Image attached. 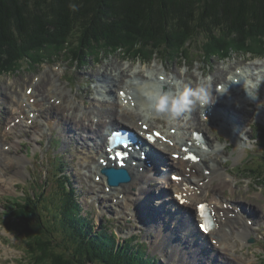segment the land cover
<instances>
[{"label":"bare ground","instance_id":"bare-ground-1","mask_svg":"<svg viewBox=\"0 0 264 264\" xmlns=\"http://www.w3.org/2000/svg\"><path fill=\"white\" fill-rule=\"evenodd\" d=\"M249 60L252 61L254 59ZM233 66L234 64L230 66V69H233L234 72L230 70L227 73V77L230 75L229 78H226L227 81L218 83L212 89L209 85L210 82L213 84L216 78L222 76L226 70L225 67H219L216 74L209 80L204 78V76L210 70H204L203 65L199 67V69H203L201 77L189 67L185 74L186 80L184 79L181 82L177 78L167 75L166 71H157L156 74L151 73L149 76L146 74L147 77L141 79V77L145 76L142 70L133 71L131 68L123 66L119 60L118 64L107 63L93 71L95 77L104 84L101 92L113 94V86L123 84L120 88L123 93L119 90L120 93L116 95V98L110 104L105 103V100L99 99V102H94L90 107L77 102L78 99L85 100L79 92L77 94H72V91L65 92V89L60 88L58 76L54 74L55 77H52V72L45 71L42 77L40 75V78L35 80L33 84L28 85L26 92L20 96H13V99L17 102V108L11 111L13 116L10 118V124L7 125L10 126L8 132L16 133L18 128H20V132H23L24 128L29 125H37L34 136L52 135L54 130H58L64 139V147L72 141L76 142L75 144L78 147L74 150V154L78 157V165L80 166V170L77 172L81 173L84 179L87 178L85 180L88 183L89 190L94 192L93 189L96 185L105 186V194L99 191L95 194L102 204L104 200L109 202L110 199L116 197L114 203L121 206L122 212L127 211L128 213L135 205L133 208H138L139 210L142 225L146 227V235L150 234L151 229H155L157 230V241L158 238L163 237V240H161L169 245L174 235L176 236L184 251L180 259L182 263L194 264L193 261L196 260V264H235L236 259H239V254L232 258L233 255L238 253L237 238L246 241L252 234L254 224L250 225L247 223L239 215L240 212L232 208L233 206L229 204L227 197L223 194L229 188L234 193L237 189L238 181L230 180V175L225 174L217 161L210 158L212 153L216 154L212 140L209 137L210 135L213 136L214 129L207 126V123L215 124L219 121L221 131L227 135L226 142H229L228 140L237 141L231 132H234V127L240 128L243 133L245 132L242 135L241 133L240 135L236 133V135L240 136V140L244 137V139H248L245 123L255 116V111L260 106L264 108V105L254 103L251 101L252 98H247L243 103L246 102V105L250 107L245 110L246 105H242V102L238 101L240 104H237L236 99L234 101H226V97L225 99L223 97H239L247 88L260 93L257 89L264 80V64L260 68H258V63L235 66L234 68ZM238 68L240 71H237ZM128 76L130 78L126 80ZM147 78L150 81L149 87L151 88L149 90L163 89L175 94L177 91L175 81L179 82L181 90H183L181 87L185 88L186 86L192 89L200 88L201 98L191 105L187 112L182 114L183 116L172 118L166 112H164L163 116L156 115L154 112H150L149 105L145 101L148 97L135 93L143 88L145 85L144 80ZM110 80L114 83L109 84ZM246 80L247 82H245ZM219 85H222L223 88L218 90L217 87ZM6 93L8 94L7 90L6 92L3 89L0 91L1 95ZM87 93H89V90H87ZM9 97L11 98L12 96L8 94V99ZM4 100H6L5 97ZM202 100L204 101L203 104L201 103ZM212 110L219 112H212ZM58 114L62 115L63 119ZM137 116L138 118L136 119ZM66 123H70L77 131L75 132L68 128ZM157 124H162L164 127L169 128L168 130H163ZM110 125L113 128L126 125L135 129L141 140H147L154 148L164 153L162 155L163 158L160 157V159L165 167H162V170L158 172L160 163L157 162L154 166L157 171L152 166H148L149 170L147 169L148 171L145 174H141L136 172V168L132 166L130 169L134 177L130 184L109 187L106 176L101 173V157L97 152L102 157H109L110 155L105 150L107 146L105 139L107 132L111 129ZM177 128H193V131L188 135L185 132H179ZM195 130H198L201 134H203L204 130L208 133L203 135L206 144L212 146V150L204 148L200 144V139L194 134ZM101 133H103V136L98 139ZM157 133H161V136H157ZM215 135L217 138L219 137L218 134ZM154 136H156L155 140ZM21 147L22 140L17 139L12 140L10 146L6 148H4V145H0V185L3 190H7L5 186L6 179L9 184H13L25 175L24 169L29 159L26 156H21L22 154L19 153ZM11 148L15 149L14 153H12L13 151H8ZM64 150L67 149L64 148ZM190 153H196L199 157V162H194L193 159H190L188 157ZM5 154L11 155L5 157ZM205 162L208 163L205 164ZM141 163L145 162L142 161ZM10 165L15 166L16 170L12 177H7L5 168ZM177 165H179L177 168L178 175L182 180H169L168 177L166 181L168 183L166 185L167 189L161 187L159 183L161 180L159 179L165 175L167 176V174H162L161 172L167 168L168 171H174L173 168ZM155 181L158 185L151 193L147 185H151ZM212 190L216 192L213 197L210 196ZM167 194L169 196L165 197ZM147 199L149 200L150 215L146 217L144 215L143 208L145 204L143 202ZM158 200H162L164 204L157 203L156 201ZM204 202H209V206L216 218L215 228L209 234L201 230L203 234H200L195 224L197 220L199 223L203 222L200 204ZM103 206L113 207V204L110 203V206ZM176 206L180 208L173 213L171 209ZM99 212L103 213L102 207L99 208ZM175 219L180 220L176 227L173 224ZM262 223L264 224V221ZM237 225L240 226V229H237L235 235L233 230L237 228ZM205 235L210 237V241H212L213 237L216 238L217 243L211 245L208 240H205ZM179 247L177 246L175 251ZM194 251H196L195 254ZM217 251L220 253L218 254ZM188 254L191 255L187 256ZM198 260L201 262L197 263Z\"/></svg>","mask_w":264,"mask_h":264},{"label":"trees","instance_id":"trees-1","mask_svg":"<svg viewBox=\"0 0 264 264\" xmlns=\"http://www.w3.org/2000/svg\"><path fill=\"white\" fill-rule=\"evenodd\" d=\"M239 50L264 55V0H0V74L19 70L27 57L37 63L55 53L82 62L108 51L188 60L195 52L211 60ZM61 170L58 191L41 194L49 201L43 219L29 209L34 194L10 211L18 232L32 239L29 264H157L136 236L123 242L109 226L84 223Z\"/></svg>","mask_w":264,"mask_h":264},{"label":"rangeland","instance_id":"rangeland-1","mask_svg":"<svg viewBox=\"0 0 264 264\" xmlns=\"http://www.w3.org/2000/svg\"><path fill=\"white\" fill-rule=\"evenodd\" d=\"M194 49L196 50V48ZM261 55L252 54V53H244V52H240L239 50V51H232L229 57L227 58H219L218 56H215L211 60H207L203 58V56H201L200 54L194 52V59L184 60L180 58L178 54L172 57H167V58H163L157 55L151 56L150 58H133L129 56L128 54H125L123 51L122 52L108 51V52L101 53L99 55H94V54L87 55L83 59V62L80 59L79 61L70 60L68 58L69 55L67 53L65 54L55 53L51 57H49L48 55H44L45 58H42L43 60L37 63H31L32 60L30 59V57H27L22 62L23 63L22 67L19 70L15 72H11V73L8 72V73L0 74V91L3 89V91L6 92L7 90L8 94L12 96L11 98L9 97L8 99L7 93L5 95L0 94V145H4V148L10 146L11 141L15 140L18 135V134L15 135V134L7 133L8 131H7V120L6 119L9 117V114H8L9 107L13 110V108L17 104V102H15V100L13 99V96H16V95L20 96L24 92H26L28 85L33 84L35 80L40 78V75L42 77L45 71L52 72V77L54 76V74H56L55 76L60 77L59 79L60 88L65 89V92L72 91V94H77L79 92L81 97L85 99V100L80 99L79 102L82 103L84 106L90 107L94 102L96 103L99 102L98 98L103 96V92H101L100 89L104 85L103 82H100L99 79L95 77V74L93 73V71L94 69L100 68L107 63L112 62V63L118 64V60H119V62H121L123 66L129 67L133 71L142 70L145 76L141 77V79L146 78L147 77L146 74L149 76L151 75V73L156 74L157 71L158 72L166 71L167 75L171 77H175L177 78V80L181 82H183L184 79L186 80L185 74L189 67H191V70H193L200 77H201L202 70H203V69H199L200 65H203L204 70L206 71L210 70V72L208 71L209 73L207 72V75L204 76V78H206L207 80L211 79L213 75L216 74L217 69L219 67H225L226 70L223 73V75L216 78L213 84H211L212 82H210L209 84L210 87L214 89L218 83L225 82L227 81L226 78L230 77V75L227 77V73L230 70H233V69H230V66L232 64H234L233 66L234 68L235 66L237 67L241 65L242 66L249 65L251 63H258L259 64L258 68H260V66L264 64V58H256L252 61H250L249 59H252L250 57L261 56ZM128 78H130V76H128L126 80ZM144 82H145V85L143 86V88L141 90L136 91L135 93L143 94L144 96L147 97L146 93L154 91V89L149 90V88L151 87H149L150 81L148 78L144 80ZM245 82H247V80ZM113 83L114 82L110 80L109 84H113ZM122 85L123 84H118L116 86H113L114 88L113 94H107L105 98H100V99L105 100V103L110 104L116 98V95L119 94V90L122 87ZM181 88L184 89L183 87ZM220 88L222 87L218 86V90ZM87 90H89V93H87ZM257 90H259L260 93L252 91L250 88H247L246 91L241 93L239 97L224 96L223 98L225 99L226 97L225 99L226 101H234L236 99L237 104H240L238 101L243 103V101H246L247 98H252L251 101H253L254 103L264 105V80ZM3 96L6 98V100H4ZM87 100H89L88 101L89 103L87 102ZM145 101L148 105L150 104L148 99ZM242 105H246V102H244ZM248 107L250 106L246 105L245 110ZM263 109L264 108L260 106V108L255 111V116L253 118H250V120H248V122H251L250 125L255 126V123H264V110ZM215 111L219 112L217 110ZM58 116H60L63 119L62 115L58 114ZM137 118L138 116L136 117V119ZM140 123L142 124V122ZM216 123L217 124H214V125L207 123V126L212 127L214 129L213 136L210 135L209 137L211 138L212 143L214 144L216 154L214 155V153H212L210 158L211 159L213 158L216 161L217 159H219L218 160L219 163L221 164L223 163L224 165L227 163L226 169L227 170L229 169V171L234 173L236 175V179L239 181L237 189L235 190L234 193H232L231 190L228 189V191L223 194L227 197L229 202L236 203L238 201H241L242 204H245L246 205L245 209L249 212V216L252 217L251 222H253L256 219L255 224H256L257 229H256V233L252 237H254L255 240H257V245H251V243L249 242L244 244L243 242L244 240L242 241L241 239L237 238L238 239L237 244H239V247H240L239 253L241 254L244 253L245 256H242L239 253H237L236 255H233L232 258H234V256H238V254L239 256L243 257V259L241 258L236 259L237 261L235 262V264H250V262L248 261V259L250 258L254 259L252 264H264V261H262V257H259L260 252L261 254L264 253V224L262 223V221H264V193H263L264 192V181L262 182L261 181L262 179L258 177L256 174L258 170H261L260 168L264 169L263 153L261 149L259 150L256 147H254V143H255L254 135L251 140L249 138L250 134L248 135V139H244L245 138L244 137L242 140H240L241 138L239 135H236V131L234 132L231 131V132L233 133V136L237 137L236 138L237 141L228 140L229 142H232L233 144L236 145L235 148H234L235 145H233L232 143H228L227 148H224L225 146L223 145L224 144L223 139L220 141L221 143V146H220L218 142V138L216 137L215 134H217V130L221 128V124L219 121H217ZM66 125L68 128H71L75 132L77 131L70 125V123L69 124L66 123ZM36 126L37 125L27 126L26 129L24 128L26 132L22 134V137L24 138V141H23L24 145L21 147L22 150L21 149L19 150H20V153L23 154L22 156L26 155V157L29 159V162L27 163L26 168L24 169L25 175L20 178L21 180L19 179L20 181L19 180L16 181V182L19 181L18 187L15 186L14 184L15 182L13 184H9L7 179H6L5 186L8 190L1 191V189L3 190V187H1L0 185V225L2 227V229H0V242H3L4 244L3 245L1 243L2 245L0 246V264H5L4 263L5 260H7L8 264H15V263L16 264H29L28 263L29 258H27L25 252H27L26 247L30 244L32 239L29 237H24L21 232H18L19 228L17 226L14 227V224L12 225V227H14L15 231H13V229L9 230V228L5 226L4 216L7 212H10L12 210L14 211L19 210V207L13 204V202H17L24 197L23 192H25L27 189V183L30 184L31 192H34V193L37 192L39 190V184L41 185L42 182L46 180H50L48 179L51 177L50 170L58 166L60 167L62 166L63 169L65 168L66 174H71L72 181L76 184L75 186H77L76 188H78L77 189L78 192L84 195L80 197L83 202V205L86 208L85 209L86 211L82 212L83 217L87 216L88 215L87 212H90L91 210V212L94 215L93 222L95 226H97L98 228H103L110 221H112L110 225L108 224L109 228H111L112 231L115 230L121 237H124L123 235H127L132 232L138 233L140 230H143L142 232H145V229H146L145 226H142V227L135 226V228L131 229L129 223L127 222V215H124L123 217H121L119 214H117V209L119 206H117L114 203V200L116 201V197H113L109 201L111 204L114 205L115 210H112V209L108 210L107 208H105L104 214L101 217V221H98L97 215L99 212H98L97 206L99 202L95 200L97 199L95 194L98 191L100 192V190L102 189H103L102 192H105V187L104 186L102 187V185H96V187L93 189L94 192H91L85 180L87 178L84 179L82 174L77 172L80 170V166L78 165V161H79L78 157L76 156V154H74V150L76 149V147H78L75 144L76 142L72 141L66 147H64V139L62 138L60 134H58L57 130H54L52 135L47 134L45 136H37V135L34 136V134H36ZM157 126L160 128H163L164 130L168 129V128H164L160 124H157ZM246 127H248L247 124H246ZM246 127L245 129H247ZM192 129L193 128L178 129V131L185 132L189 135V133H192L193 131ZM219 132L222 134V137L226 138V135L223 134L222 131L219 130ZM205 134H208V133L206 132ZM102 136H103V133H101V136L98 139H101ZM50 138L53 139L52 145L50 142L51 140ZM243 143H246V144L242 145ZM210 147L212 146H208V149ZM64 148L67 150H64ZM13 150L15 149L11 148L8 151L12 152ZM219 150H220V154H219ZM37 152L40 153L41 156H39V154L37 155ZM12 153H14V151ZM9 155L11 154H5V157H9ZM62 156H63V159L61 158ZM56 162L58 165L55 166L54 163ZM219 167L221 168V166ZM246 167H250V168L253 167L254 169H251L248 171L247 169H245ZM15 170H16L15 166H8L5 172L7 173L6 174L7 177L8 176L12 177ZM252 171H255V173ZM263 173H264V170H263ZM169 176L170 175L168 173V177ZM168 177L166 175L163 176L160 179L161 181L159 182L160 186L165 189H167L166 185H168V183H166V181ZM82 179L84 180L85 183L82 181ZM230 180H233L231 176H230ZM150 187H151L150 189L153 191L157 188L156 185H151ZM53 188L57 189V184H54V183L49 184L48 188L46 189V193L47 194L53 193L54 192ZM11 194H15V195L10 196V198L12 199V202L9 201V198L5 197ZM215 194L216 192L212 190V193L210 194V196L212 197ZM28 196L29 195H27L26 198H28ZM167 196H169V194H167L165 197ZM41 198H42L41 196L40 198H37L38 200L34 204H32L33 200H31L30 202L31 204H29V209L33 214L35 215L38 214V216L42 218L43 208L45 206H47L48 208L49 201L43 200ZM109 202L107 200H104L103 205L110 206ZM260 203H263V204H260ZM5 204L8 206V209L5 208ZM50 207H51L50 210H47L48 214L49 212H52L53 206L51 205ZM107 213H111L108 216L109 221L105 220V222H102L105 214ZM11 220L12 219L10 217V222ZM5 221L7 222V219H5ZM138 221H131V224L132 223L138 224ZM45 224L47 223L45 222ZM160 224H161V221H160ZM156 226L158 227L157 224ZM121 228L124 230V232L122 233H121ZM234 231H235V228L233 232ZM150 234H154V235L157 234V230L151 229ZM234 234L236 235V231L234 232ZM27 235L28 234H26V236ZM43 235L47 239L46 235L45 234ZM31 236L32 238L34 237L32 234ZM142 238L146 239L148 238V236H145L143 233ZM152 247H153V251L155 253H158L157 248L155 247L154 243H152ZM154 252H152L151 254H155ZM43 254L40 252V255L44 256ZM165 258L171 261V259L166 255L162 257L163 260Z\"/></svg>","mask_w":264,"mask_h":264},{"label":"clouds","instance_id":"clouds-1","mask_svg":"<svg viewBox=\"0 0 264 264\" xmlns=\"http://www.w3.org/2000/svg\"><path fill=\"white\" fill-rule=\"evenodd\" d=\"M70 7L75 8V5H70ZM174 83L177 84V91L175 94L163 89L146 93L150 102V112H166L172 118H176L182 115L191 105L196 103L201 98L200 88L192 89L186 86L183 90H181L179 82L174 81Z\"/></svg>","mask_w":264,"mask_h":264},{"label":"water","instance_id":"water-1","mask_svg":"<svg viewBox=\"0 0 264 264\" xmlns=\"http://www.w3.org/2000/svg\"><path fill=\"white\" fill-rule=\"evenodd\" d=\"M104 172H106V174L109 176V182L111 185H119L128 177V172L126 169L116 170L114 168H107L104 170Z\"/></svg>","mask_w":264,"mask_h":264},{"label":"snow or ice","instance_id":"snow-or-ice-1","mask_svg":"<svg viewBox=\"0 0 264 264\" xmlns=\"http://www.w3.org/2000/svg\"><path fill=\"white\" fill-rule=\"evenodd\" d=\"M156 135L158 136V135H159V133H157ZM119 155H120L121 157L123 156V154H122V153H121V154H119ZM189 158H190V159H193V160L197 159V157H196V156H190ZM176 179H179V177H176ZM200 207H201V208H203L204 206H203V205H201Z\"/></svg>","mask_w":264,"mask_h":264}]
</instances>
